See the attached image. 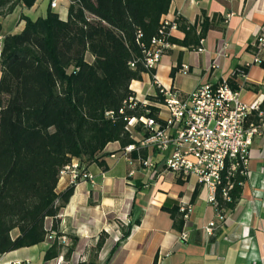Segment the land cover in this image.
<instances>
[{
    "label": "trees",
    "instance_id": "16d2710c",
    "mask_svg": "<svg viewBox=\"0 0 264 264\" xmlns=\"http://www.w3.org/2000/svg\"><path fill=\"white\" fill-rule=\"evenodd\" d=\"M35 1L0 0V17L17 6L29 9ZM67 1L66 19L48 3L44 15L35 19L22 12V29L1 37L0 254L42 242L49 234L44 227L46 217L53 218L52 228L57 229L58 212L73 191V186H68L56 192L59 172L73 159L84 169L93 163L106 169L101 152L109 142L116 141L123 149L138 145L148 135L141 123L133 128L127 123L131 118H156L160 111L156 104L164 101L160 88L146 96V104L136 100L130 89L131 81L140 80L143 73L153 79L155 66L146 62L158 47L153 40L168 44L161 47V55L168 53L171 45L199 50L207 32L223 30L226 19L219 14L209 16L205 10L194 21L177 15L173 23L184 33L178 39L169 34V27L160 32L161 17L168 12L171 0ZM258 37L248 46L254 53ZM88 54L91 61L86 59ZM181 54L171 68V77L181 67ZM258 64L264 69L260 58ZM247 67L243 66L245 72ZM234 77L227 82L237 89ZM263 121L264 97L246 116L245 125L261 127ZM141 157L146 158L144 151ZM245 179L240 168L232 175L227 169L221 172L215 192L217 214L224 218L235 208ZM162 209L169 213L173 228L180 231L186 211L164 204ZM139 221L136 217L121 224L120 240ZM15 229L17 235L12 237ZM106 237L104 231L99 234L90 262L95 263ZM74 243L67 247L65 260ZM61 247L55 240L44 259L57 257ZM153 264H157L156 258Z\"/></svg>",
    "mask_w": 264,
    "mask_h": 264
},
{
    "label": "crops",
    "instance_id": "0c3cea01",
    "mask_svg": "<svg viewBox=\"0 0 264 264\" xmlns=\"http://www.w3.org/2000/svg\"><path fill=\"white\" fill-rule=\"evenodd\" d=\"M64 1L63 9L56 10L61 19L67 16L68 1ZM41 3L42 0H36L29 9L17 6L9 15L0 17V47L3 35L22 29L23 21L19 18L22 12L32 19L44 15ZM201 10L209 16L225 17L224 29L209 30L199 50L171 45L155 65L153 79L143 73L140 80L131 81L130 89L136 100L148 103L146 96L154 95L156 88L188 94L202 82L232 77L235 66L248 63L245 77H234L240 99L247 105L262 101L264 69L253 62L255 53L248 46L264 33V0H199L197 4L171 0L168 12L161 18L171 23L182 15L194 21ZM169 34L178 39L184 36L175 27ZM180 52L181 67L171 77V68L176 66ZM258 55L264 61V47ZM86 59L91 61L92 56L88 54ZM156 106L160 109L159 116L165 117L166 111L160 104ZM263 125L264 121L248 149L240 198L223 219L218 218L215 207L208 201V189L195 176L177 177L164 169L161 157L147 147L138 144L137 149L124 153L118 142H109L101 152L107 168L96 163L83 168L93 176V182L81 180L73 185L72 194L58 212L57 229L52 228V217L45 218V229L55 233L52 238L0 254V264H153L155 258L157 264H264ZM142 151L152 159L155 168L141 165ZM67 187L68 178L63 176L58 180L56 192ZM163 204L180 210L189 208L180 231L173 228ZM136 217L140 218L139 223L120 240L121 224ZM210 222L214 225L208 232ZM102 231L107 237L92 263V248ZM16 235L15 229L11 236ZM58 236L65 237V242ZM55 240L62 244L59 255L45 260V251ZM73 240V251L65 260L64 253Z\"/></svg>",
    "mask_w": 264,
    "mask_h": 264
},
{
    "label": "built area",
    "instance_id": "2783aa9c",
    "mask_svg": "<svg viewBox=\"0 0 264 264\" xmlns=\"http://www.w3.org/2000/svg\"><path fill=\"white\" fill-rule=\"evenodd\" d=\"M62 0H49L52 10L59 7ZM190 4H197L199 0H186ZM166 27L174 28L173 22L161 19V30ZM158 47L147 58V65L153 67L161 57V47H168L163 40H153ZM160 46V47H159ZM264 47V34L258 37V51L253 57V62L258 63V53ZM234 69L231 76L244 78L246 72L243 66ZM164 101L160 106L166 111L165 117L131 118L127 126L139 122L147 136L139 142L140 146L155 151L160 157L161 166L171 171L179 178L195 176L198 183L208 189V201L216 205L215 192L221 172L227 169L232 175L240 168L246 175V161L252 137L259 133L260 127L253 124L245 125L246 116L251 110L257 108L256 103L244 104L239 96L238 89H232L227 79L216 82H202L190 93L181 94L177 90L160 89ZM264 128V125L262 126ZM137 149L135 144L123 148L124 153ZM128 162L132 160L127 156ZM142 166L152 169L155 164L148 156L140 159ZM67 176L68 186H73L81 180L93 182V176L73 159L59 172V178ZM184 220L188 217L189 208ZM218 218L223 216L218 214ZM214 222H210L206 231L210 232ZM55 233L46 237L52 238ZM185 235L182 234V237ZM61 242L65 237L58 236Z\"/></svg>",
    "mask_w": 264,
    "mask_h": 264
},
{
    "label": "rangeland",
    "instance_id": "374dc122",
    "mask_svg": "<svg viewBox=\"0 0 264 264\" xmlns=\"http://www.w3.org/2000/svg\"><path fill=\"white\" fill-rule=\"evenodd\" d=\"M48 3H49V0H42V3H41V7H42V11L44 12V11H46V7H47V5H48ZM65 5V1L64 0H62L61 2H60V5H59V7L57 8V9H55L54 11H61V9H63V6ZM134 134V133H133ZM134 136H136L137 138H140V135H136V134H134Z\"/></svg>",
    "mask_w": 264,
    "mask_h": 264
}]
</instances>
